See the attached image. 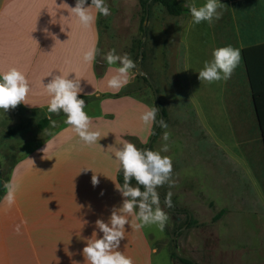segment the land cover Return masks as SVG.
<instances>
[{"label": "rangeland", "instance_id": "obj_1", "mask_svg": "<svg viewBox=\"0 0 264 264\" xmlns=\"http://www.w3.org/2000/svg\"><path fill=\"white\" fill-rule=\"evenodd\" d=\"M140 1L106 0L110 15H97L95 67L101 88H108L107 79L113 74L114 66L107 65L104 55L115 49L119 55L128 54L137 64L141 48V67L148 80L132 70L131 81L122 94H132L151 108L155 107L154 88L160 107L166 111L163 120L168 127L157 130L149 147L158 151L165 143L163 133H169L166 142L169 151L161 155L172 159L171 184L166 182L156 189L164 200L171 193V207L161 200L159 205L168 219L162 232L155 225L145 226L157 241L153 264H179L170 258L175 248L197 264H264L263 164L251 163V103L241 97L240 104L248 107L241 109L239 118L231 115L226 97L228 80L216 87L214 83L209 85L205 90L211 99L205 95L201 98L197 73L204 61L202 57L210 60L213 49L247 44L249 0H220L222 14L212 25L223 28L220 31L224 35H213L212 31L201 33L206 22L191 23L189 6L199 7L205 0H178L184 7V13L178 16L150 0L145 20H142ZM251 10L262 17L264 0H251ZM256 22L264 27L262 18H256ZM143 23L144 31L140 29ZM237 26L239 35H235ZM106 66L109 71L103 76ZM82 99L88 115L98 110L99 96ZM18 107V110L10 109L14 122L3 124L0 129V179L5 184L12 163L34 150L46 135L45 129L49 132L54 129L50 124L38 128L37 120L47 114L58 126L65 119L64 116L53 118L54 114L47 109L29 114L20 104ZM8 119L10 122L12 118ZM233 123L241 125V129L233 131L238 127ZM148 138L138 149L145 148ZM0 190L2 197L5 191L2 184ZM220 209L224 213L212 220ZM185 211L196 220L190 227L186 224ZM175 231L178 232L174 242Z\"/></svg>", "mask_w": 264, "mask_h": 264}, {"label": "crops", "instance_id": "obj_2", "mask_svg": "<svg viewBox=\"0 0 264 264\" xmlns=\"http://www.w3.org/2000/svg\"><path fill=\"white\" fill-rule=\"evenodd\" d=\"M66 3L73 7L75 0H0V72L15 67L25 74L31 91L26 104L20 105L29 114L47 109L50 97L42 81L47 83L49 72L69 74V78L76 74L84 89L79 95L100 97L98 110L89 117L90 130H99L101 139L97 144L84 145L67 125L61 124L46 134L29 154L19 156L12 163L7 182L13 179L18 189L11 207L0 202V264H87L81 255L85 241L80 238L91 235L95 238L94 221L106 220L111 208L118 207L122 201L115 188L123 183L118 178L114 151L124 142L138 148L152 132L139 119L149 105L132 94H122L123 88L118 92L101 88L95 61L89 65L82 60L88 47L93 44L97 47V19L91 28L81 27L75 17L68 15L70 9ZM255 13L249 0L246 31L249 40L238 48L240 61L228 79L226 97L231 115L238 118L241 109L248 107L240 104L241 97L251 103V158H254L251 163L263 164L261 179L264 180V27L256 22V18L264 20V12L262 17ZM51 16L56 24L49 23ZM46 27L58 39L53 40L43 32ZM203 29L201 33L212 31L213 35H224L220 31L223 28L212 24L207 23ZM236 30L235 35H239L238 26ZM245 46L249 47L251 85L241 56ZM205 58L201 59L204 60L201 68ZM108 71L106 66L103 76ZM221 82L213 83L216 87ZM213 83L200 81L201 98L205 95L211 99L205 88ZM12 116L10 109L6 114L0 112V129L3 124L14 122ZM236 126L233 131L241 129V125ZM46 143L49 146L43 151ZM85 168L98 174L100 182L95 188L91 184L93 172L81 171ZM128 219L118 250L130 257L133 264H153L157 241L145 227H134L138 222L134 215Z\"/></svg>", "mask_w": 264, "mask_h": 264}, {"label": "clouds", "instance_id": "obj_3", "mask_svg": "<svg viewBox=\"0 0 264 264\" xmlns=\"http://www.w3.org/2000/svg\"><path fill=\"white\" fill-rule=\"evenodd\" d=\"M221 5L220 0H205L199 7L194 4L190 5L191 23L193 25L202 22L212 24L214 20L221 17ZM68 8L70 9V13L67 11L68 15L75 17L78 24L85 29L91 28L95 24L97 15H110V8L106 0H90V3L89 0H75V5L73 7L68 5ZM93 9L96 14H93ZM49 23L56 24L53 23V17ZM42 31L53 40L54 38L58 39L47 27ZM97 53L98 49L93 44L83 52L82 60L91 65L95 61ZM104 60L110 67L114 66L113 74L107 79V87L118 92L130 83V73L137 69V64L128 54L119 55L115 49L109 50L104 55ZM239 61L240 50L238 48L231 45L215 48L212 51L211 59L205 61L203 67L197 72L198 79L207 83L228 80ZM46 77H50V79L47 83L42 81V84L50 97L47 112L50 114L62 112L65 117L64 124L84 145L91 146L99 143L101 133L99 130H90L91 118L85 111V100L78 98L79 94L84 91L81 78L76 74L69 78V74L63 75L54 71L49 72ZM30 91L29 81L19 69L12 67L6 72H0V112L6 114L9 109H15L18 104H26L25 100ZM157 114L158 110L153 106L146 109L139 119L146 127L150 128L155 125L166 129L167 124L162 118L158 121ZM50 125L55 128L56 121L50 119ZM44 131L46 134H51L48 129ZM162 140L165 143H162L158 151L141 150L130 142H124L121 147L115 149L114 159L118 162V170L122 173L124 180L122 185H116L115 188L120 193L122 201L118 207L111 208L106 220L97 218L94 221L95 238L92 235L90 238L80 236V239L85 241L81 255L87 264H133L130 257L118 250L125 237V226L129 225V216L134 215L135 220L138 221L134 224L136 229L155 225L161 232L164 230L168 217L159 206L160 196L156 189L166 182L171 184L172 159L170 156L161 155V153L169 151V145L166 143L169 140L168 132L163 133ZM48 146L46 143L43 151ZM88 170L92 171L90 168L81 171ZM133 179L137 185L143 186V190L140 187L131 186L129 182ZM99 182L98 174L93 172L92 186L95 188ZM0 184L5 190L4 195L0 197V202H6L11 207L15 203L18 185L13 179H10L6 184L0 181ZM100 195H103V190ZM164 203L171 207L170 192L165 197ZM83 221L85 224L88 223L87 220ZM16 231H19V226Z\"/></svg>", "mask_w": 264, "mask_h": 264}, {"label": "trees", "instance_id": "obj_4", "mask_svg": "<svg viewBox=\"0 0 264 264\" xmlns=\"http://www.w3.org/2000/svg\"><path fill=\"white\" fill-rule=\"evenodd\" d=\"M151 1L155 2V3H159L167 11V13H169L171 15L178 16V15H181V14L184 13V7L182 6V4L178 0H151ZM140 3H141V7H142V20H144L145 14L149 13L148 0H141ZM140 29L142 31H144L142 29V26L140 27ZM248 50H249V47H247V46L243 47L241 49V56L243 58V62H244L245 70H246V73H247V77H248L249 83L251 85V70H250V64H249V59H248ZM141 78L146 80V81L148 80L147 77H145V76H141ZM150 86L152 88V84H150ZM155 91H156V89H155ZM82 97L89 98L90 96H82V95L78 96V98H82ZM15 109L16 110L19 109L18 105L16 106ZM160 110L163 113V117H164L166 115L165 109L163 107H160ZM59 116H64V114L62 112L60 114H54L53 118L59 117ZM50 119H51V117L49 115L48 117L45 116V117L40 118L39 120H37L38 128H44V127L48 126L50 124ZM61 124H64V122L63 123L60 122L59 126ZM156 134H157V132L155 133V136H156ZM118 178H119V181L121 183H124L123 175H122V173L120 171L118 173ZM129 183H134L136 185V187H140L141 190H143V186L137 185V183H136V181L134 179L131 180ZM1 190L3 191V189H1ZM1 190H0V195L2 193ZM224 211H225L224 209H220L217 213H215L213 215L212 220H217L218 218H220V216L224 213ZM185 213H186V224H187V227H190V226H192L193 224L196 223V220L191 217V215H190V213L188 211H185ZM178 231H175V233H177ZM170 258H171V260H173V262L175 261V262H178L179 264H197V262H195L190 257L182 255V254H177L175 252V250L170 252Z\"/></svg>", "mask_w": 264, "mask_h": 264}, {"label": "water", "instance_id": "obj_5", "mask_svg": "<svg viewBox=\"0 0 264 264\" xmlns=\"http://www.w3.org/2000/svg\"><path fill=\"white\" fill-rule=\"evenodd\" d=\"M148 1H150V0H148ZM146 17H147V13H146L145 16H144V20L146 19ZM142 29L145 30V25H144V23L142 24ZM138 56H139V58H138V63H137V69H135L136 74H137V75H141V76H145V77H147L146 74L143 72L142 67H141V58H142L141 48H140V50H139V55H138ZM152 87H153V86H152ZM152 89H153V95H154L155 106H156V108H157V110H158V119H157V120L159 121L161 118L163 119V113H162L161 110H160V106H159V102H158L157 92L155 91L154 88H152ZM158 128H159V127H156V126L153 127L152 132H151V134H150V136H149V138H148V140H147V143H146L144 149H149V147H150V145H151V142H152V140H153V138H154V136H155V133L157 132ZM0 181H1V179H0ZM0 187H1V184H0ZM160 200H161L162 203H164V199H163L161 196H160ZM182 228H183V227H181L180 229H182ZM176 234H177V233H175V235L173 236V241H174V242H175V236H176ZM175 252H176L177 254H179L176 248H175Z\"/></svg>", "mask_w": 264, "mask_h": 264}]
</instances>
